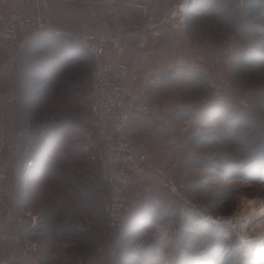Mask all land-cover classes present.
<instances>
[{"label":"rangeland","instance_id":"rangeland-1","mask_svg":"<svg viewBox=\"0 0 264 264\" xmlns=\"http://www.w3.org/2000/svg\"><path fill=\"white\" fill-rule=\"evenodd\" d=\"M19 1L0 0V12ZM205 2L204 10L200 3L192 7L184 29L151 36L143 47L139 39V48L153 40L156 47L172 44L166 55L181 59L186 46L179 42L186 41L195 65L181 61L165 77L137 71L139 81L162 82L150 102L161 106L155 115L162 116L164 155L152 166L165 168L179 195L138 177L121 233L108 230L103 145L86 101L93 58L87 54L48 76H18L15 57L10 74L0 72V128L13 142L4 156L12 213L0 218V229L11 230L19 213L14 204L28 192L32 210L43 214V228L28 236L48 250L43 264H264V0ZM250 6L259 12L253 15ZM24 128L32 132L28 150L19 137ZM38 149L42 168L29 176L22 168ZM250 200L252 211L261 212L260 234L243 244L241 215ZM208 211L236 220L213 223L202 215ZM8 248L21 259L17 264H42L21 247Z\"/></svg>","mask_w":264,"mask_h":264},{"label":"built area","instance_id":"built-area-1","mask_svg":"<svg viewBox=\"0 0 264 264\" xmlns=\"http://www.w3.org/2000/svg\"><path fill=\"white\" fill-rule=\"evenodd\" d=\"M125 1L129 0H100L109 8H116ZM134 1L146 20L140 33L139 45L142 47L151 36H162L184 29L190 13L189 4L194 2V0H180L159 15L161 0ZM95 11L93 10V14L96 13ZM46 28V21L39 9L31 14L17 10L0 12V53L9 44L19 48L24 47ZM110 44L116 52H122L120 39H112ZM86 46L94 60L89 74L86 101L91 116L96 122L97 139L103 145L99 158L103 163V179L108 186L104 208L108 219V230L110 234H116L126 226L132 206L129 189L138 177L146 175L177 195L179 188L164 167L147 165V148L138 146L127 132L129 120L133 116L155 115L161 112V106L156 102L148 103L139 98L140 76L129 63L113 62L105 58L107 46L104 38L90 40ZM31 133L30 128H24L19 132L20 139L27 144V147L32 142ZM12 143L11 138L0 128V218L11 216L12 213L6 202L8 175L4 163L5 152ZM32 165V158H29L25 167L29 168ZM202 215L213 223L222 224L232 223L228 221L233 218V216L214 215L209 211ZM39 220V213L27 207L20 215L13 216L10 231L0 229V264H17L21 260L14 250L8 248L9 243L21 247L24 255L32 260L37 259L36 255L41 246L37 241L31 240L25 232L37 227Z\"/></svg>","mask_w":264,"mask_h":264},{"label":"crops","instance_id":"crops-1","mask_svg":"<svg viewBox=\"0 0 264 264\" xmlns=\"http://www.w3.org/2000/svg\"><path fill=\"white\" fill-rule=\"evenodd\" d=\"M20 1H22L20 4L18 2L11 3L6 11L17 10L24 14H31L39 9L46 21L47 28L22 48L9 44L3 51L5 54L4 57L2 59L0 58V72H3L2 76H8L10 74L13 58L15 57H18L19 62L17 65L21 69L16 73L18 76H48L49 74L59 73L68 63L83 59V57L87 56L89 51L86 43L99 38L106 40L107 47L104 53L106 59L113 62H127L143 76H170L171 69L178 66L181 61L183 63L184 61L195 60V57L192 58L186 54L189 51L188 43H184L186 41L179 42L180 46H186L184 59H181L179 56L175 57V55H166L173 48L172 44H169L170 46L168 45L167 47L161 45L156 47L157 43L153 40L145 48H139L138 43L140 31L143 26V18L134 0L122 2L116 8L106 7L100 0ZM179 1L161 0L160 10L165 11ZM199 3L201 5L198 7L199 10L206 9L201 8L205 5V0H201ZM93 10H96L95 14H93ZM185 32L187 33V31ZM116 38L120 39L122 43L123 50L121 53L111 48L110 40ZM21 55H24V57L19 60L22 57ZM183 56L184 54H182ZM194 65L195 61L192 64H188V68H194ZM161 84L162 82L160 81L150 83L149 80L141 76V80L138 81V88L142 100L144 102H150L155 95L154 91ZM3 89H6L5 86ZM88 89L89 75L87 91ZM3 95L9 99V102L12 101L11 89L4 90ZM8 112L9 109H7ZM8 119L9 116L6 117V120ZM161 119L162 116L159 115L132 117L127 126V132H130L128 134H131L130 136L134 142L138 146L147 147L149 152L148 166H152L157 163L156 161L162 160V157L158 155H164V153L159 151L160 147L158 145L162 142L164 136V131L161 130L163 129ZM28 149L26 147V150ZM41 150L38 149L34 151V155L32 154L27 157V159L32 158L34 160L32 166L26 168L24 164V168H22V170L26 168L27 175L30 176L32 172L38 173L42 168L40 166L41 160L38 159L40 157L38 153ZM22 170H20V173H23L21 172ZM27 175L25 176L29 179ZM19 200L17 204H14L18 208V214L22 213L27 207L32 209L28 202V192L24 199ZM21 201L25 202L22 204ZM33 210L39 213L40 220L37 227L25 232L30 237H34L43 228L42 212L36 210L34 207ZM6 223L8 224L10 222ZM6 223L2 224L1 227L9 230L13 223L11 225H6ZM23 229H21V233H23ZM47 251V249L42 247L36 255L42 264L49 255Z\"/></svg>","mask_w":264,"mask_h":264},{"label":"bare ground","instance_id":"bare-ground-1","mask_svg":"<svg viewBox=\"0 0 264 264\" xmlns=\"http://www.w3.org/2000/svg\"><path fill=\"white\" fill-rule=\"evenodd\" d=\"M201 2V0H194L193 3L189 4L190 8L189 10L192 11V7ZM39 154V153H38ZM33 164H34V160L32 159ZM255 206V202L254 200H250L248 203H245V205L243 206V210H242V228H243V239H242V243L243 244H248L251 240L254 241L256 239V237L260 234L259 231H257V221L259 218H261V212H259V210H254L252 211ZM239 214V213H238ZM233 220L235 221L236 219H230L228 222H233ZM232 223H227L229 225H232Z\"/></svg>","mask_w":264,"mask_h":264},{"label":"trees","instance_id":"trees-1","mask_svg":"<svg viewBox=\"0 0 264 264\" xmlns=\"http://www.w3.org/2000/svg\"><path fill=\"white\" fill-rule=\"evenodd\" d=\"M250 12H252L253 15H254V14L256 15V14L259 12V10L256 9V7H254V6H250ZM22 142H23V141H22ZM32 142H33V141H32ZM24 143H25V142H24ZM25 144H26V143H25ZM30 145H33V144L31 143ZM30 145L28 146V148H29V147H32V148H33V146H30ZM26 147H27V144H26ZM135 224H138V222L136 221ZM126 226H127V225H126ZM126 226L121 230V232L124 231V229L126 228ZM132 226H133V225H132ZM121 232H120V233H121ZM120 235H121V234H120Z\"/></svg>","mask_w":264,"mask_h":264}]
</instances>
